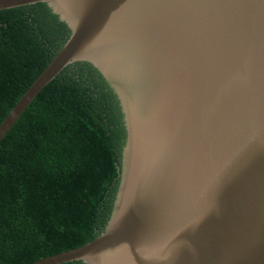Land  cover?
Returning <instances> with one entry per match:
<instances>
[{
  "label": "water",
  "instance_id": "95a60500",
  "mask_svg": "<svg viewBox=\"0 0 264 264\" xmlns=\"http://www.w3.org/2000/svg\"><path fill=\"white\" fill-rule=\"evenodd\" d=\"M46 4L71 35L0 125V143L67 66L86 62L126 128L110 220L33 264H264V0Z\"/></svg>",
  "mask_w": 264,
  "mask_h": 264
},
{
  "label": "trees",
  "instance_id": "16d2710c",
  "mask_svg": "<svg viewBox=\"0 0 264 264\" xmlns=\"http://www.w3.org/2000/svg\"><path fill=\"white\" fill-rule=\"evenodd\" d=\"M70 35L46 4L0 12V125ZM125 142L102 75L86 62L67 66L0 143V264H33L99 237Z\"/></svg>",
  "mask_w": 264,
  "mask_h": 264
}]
</instances>
